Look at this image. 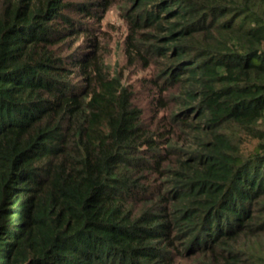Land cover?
Wrapping results in <instances>:
<instances>
[{
	"label": "trees",
	"instance_id": "1",
	"mask_svg": "<svg viewBox=\"0 0 264 264\" xmlns=\"http://www.w3.org/2000/svg\"><path fill=\"white\" fill-rule=\"evenodd\" d=\"M113 1L0 0V264H264V0Z\"/></svg>",
	"mask_w": 264,
	"mask_h": 264
},
{
	"label": "rangeland",
	"instance_id": "2",
	"mask_svg": "<svg viewBox=\"0 0 264 264\" xmlns=\"http://www.w3.org/2000/svg\"><path fill=\"white\" fill-rule=\"evenodd\" d=\"M96 1V0H94ZM122 0H114L104 8H99L94 15L81 16L85 23L96 28L99 33L100 50L106 62L114 69L122 73L123 82H133L135 79L143 76L148 70L138 68L135 65H128L124 57L123 41L127 28L125 20L121 15L120 5ZM95 11V10H94ZM74 46L88 48L85 35L79 33L76 36Z\"/></svg>",
	"mask_w": 264,
	"mask_h": 264
}]
</instances>
